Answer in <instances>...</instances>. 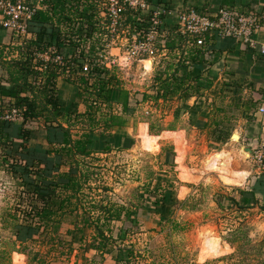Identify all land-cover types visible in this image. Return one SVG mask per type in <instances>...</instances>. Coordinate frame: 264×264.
Returning <instances> with one entry per match:
<instances>
[{
  "label": "rangeland",
  "instance_id": "obj_1",
  "mask_svg": "<svg viewBox=\"0 0 264 264\" xmlns=\"http://www.w3.org/2000/svg\"><path fill=\"white\" fill-rule=\"evenodd\" d=\"M103 4L105 6V3ZM100 11V16L105 17V10L100 9ZM98 31L100 28L96 29L90 42L94 43L100 37ZM175 35L172 33L168 38ZM117 36L119 41L112 44V48H115L113 52L110 50L114 62L106 61V65L116 73L121 85L131 91L153 90L156 71L166 69L168 64L177 62L180 54H186L182 53L183 48L178 44H175L172 50L163 47L168 42L167 38L158 37L155 41V53L138 58L130 51L133 37L131 39L127 37L125 40L122 38L124 35ZM104 38L106 39L107 36H102L101 42ZM185 47V49L191 48L186 45ZM2 51L4 49L0 48L1 53ZM11 51L8 48L3 55L9 56L12 54ZM145 60H151L149 69H146ZM0 84L5 86L7 83L3 81ZM57 88L58 97L65 104L75 102L78 112L85 111L86 105L79 95L81 90L74 86V82L59 77ZM216 103L220 104L221 101L217 100ZM228 105L225 106L223 102L222 109L230 110ZM183 106V101L178 96L157 101L151 99L140 103L128 116L127 123L123 127L128 136L123 140L124 145L120 148H112L103 154L94 153L80 163L82 170L88 169L91 176L89 180L82 182L79 195L84 196L83 199L88 202L84 204V209L79 208V214L89 210L88 213L93 220L92 225L85 226L82 232L77 233L75 240L69 232L72 230V218L75 214L64 216L65 219L54 234L53 243L47 241L48 236L44 239L42 235L38 236L37 240H29L23 244L16 240L13 223L16 215L22 217L20 207L23 206L18 207L21 203L18 193L22 185L19 180L4 171L5 166L1 160L3 154L0 153V264H11V262L12 264H115L110 254H101L87 246L88 241L92 239L91 235L95 233L94 226L97 222L95 218L100 213L99 206L105 201L124 205L135 211V216L132 217H136V224L113 220L109 223V228H104L106 233H112L114 236L117 235L120 227L128 229L124 243L119 241L114 244H121L120 247L132 246L135 256L131 258V264H264L263 202L257 201L256 205L246 210H237L236 205L228 203L227 206V201H217L219 196L237 195L239 189L254 188L258 199L264 197V171L256 169L249 153L248 157L241 159L240 162L236 160L235 163L237 165L240 163V168L248 171L244 183L239 186L215 180L212 172L206 173L198 180L182 181L179 177V164L176 163V156L182 145L181 140L176 138L178 132H163L179 130L184 133L183 145L187 152L184 165L194 169L201 167L202 160L213 151L227 148L232 152H238L239 145L246 147L250 139L249 131L254 133L256 123L252 122L251 118V121L244 120L237 111H233L232 114L225 113L231 118L230 126L225 138L218 141L214 139V125L209 120L216 118L217 113L210 109L209 111L212 112H209V118L206 116V120L204 117V124L196 126V123L188 122V113L190 114L191 111L187 108L182 111ZM112 109L116 112L120 110L118 105H113ZM108 110L110 109L105 106L100 109V111ZM88 122L87 119H79L70 127L71 132L79 135L88 126ZM39 123H42V119ZM140 123L144 125L146 134L147 132L159 134L157 148L154 151L146 150L144 139L138 136L137 126ZM17 126L19 127L20 124L12 126L13 137L17 136ZM182 128H185L186 132ZM32 129L34 133L31 141L44 142L40 138L43 133L38 132V128ZM235 131H238L239 138L231 143ZM50 157L57 159V156ZM167 159L170 161L169 164H166ZM66 168L62 166L60 169L64 171ZM233 168H236L235 165ZM262 176L263 180L260 181ZM258 180L260 184H257ZM156 185L159 188H156ZM182 188L185 190L181 191ZM161 189L173 192L174 197L180 202L173 204L167 213L157 212L154 206ZM89 201L92 203L90 204ZM204 230H212L211 232L217 235L224 246H227L225 252L219 254L211 250L205 253L204 258H200L201 247L198 235ZM80 235H83V242L78 240ZM21 250L24 251L20 252ZM113 254L122 255L117 251H113Z\"/></svg>",
  "mask_w": 264,
  "mask_h": 264
},
{
  "label": "trees",
  "instance_id": "obj_2",
  "mask_svg": "<svg viewBox=\"0 0 264 264\" xmlns=\"http://www.w3.org/2000/svg\"><path fill=\"white\" fill-rule=\"evenodd\" d=\"M23 1L32 4L36 0ZM101 1L41 0L44 7L34 14L28 27L33 38L26 39L18 47L16 57L8 58L3 55V51L0 52V83L3 81L7 83V86L0 84V153L3 154L1 160L5 166L4 171L19 180L22 185L18 193L21 201L18 207L23 206L20 207L22 217L16 215L13 223L16 240L22 244L29 240H37L40 235L44 239L48 236L47 241L53 243L54 234L65 219L64 216L74 214L73 227L69 232L75 240L77 233L82 232L85 226L92 225L93 220L89 210V213L84 210L79 214V208L84 209V204L88 202L83 199L84 196L79 195L82 182H86L91 176L88 169L82 170L80 163L96 152L105 153L124 145L123 138L127 139L128 136L123 127L128 116L140 103L178 96L182 99L183 105L192 111L196 108L189 106L188 100L193 96H203L205 91L208 92L212 88L218 77L214 68H207L205 60L208 59L202 57L205 46H191L185 49V44L175 36L167 39L168 42L164 46L172 50L175 44H178L186 54L176 63L168 64L166 69L156 71L155 88L150 92L127 89L121 85L112 68L99 66L94 62L98 49H102L105 44L101 42V38L108 33L104 23L107 24L109 19L100 17L98 12L97 4ZM123 16L125 24L131 25L137 17L144 20L148 18L147 14L135 10H126ZM97 24L101 25L98 31L100 37L94 43L99 44L87 43L86 40L91 41L93 38ZM143 26H146L144 21L132 28ZM49 48L65 53L72 48V56L62 65L43 63L36 59V52H43ZM86 56L90 57L88 58L90 70L84 74L81 72L83 63L80 59ZM205 70L206 75L203 74ZM59 77L74 82V86L81 90L79 95L86 105L85 111L78 112L75 102L65 104L58 97ZM225 90L230 94L234 93V96L237 95V83L234 80L228 82ZM225 90L222 92L221 87L216 90L217 95L210 102L211 109L217 113L216 118L209 120L214 125V139L218 141L225 138L231 121L230 116L225 114V109H222V101L228 94ZM217 100L221 103L217 104ZM242 101L243 99L238 97L231 104H234V107L242 106L247 118L252 117L253 120L259 103ZM113 105L119 106V112L113 111ZM102 106L110 110L100 111ZM11 107L20 108L23 113V122L17 127L18 139L11 136L13 123L1 119V114ZM209 112L206 114L208 118ZM221 112L224 114L220 116ZM79 119H87L88 126L79 135H74L70 127ZM32 128H38V132L43 133L40 138L44 142L31 141L34 133ZM168 150L170 152V149ZM19 153L22 155L19 156ZM51 155L57 156V159L50 157ZM169 162L167 159L166 164ZM41 164L43 166H40ZM62 166L67 168L62 171L60 169ZM261 178L260 181L263 180V176ZM260 181L258 180L257 184H260ZM156 188L159 187L156 185ZM167 190L161 189V193L154 201L157 212L167 213L173 204L179 202L174 193ZM220 200L227 201V206L228 203L236 205L237 210H246L256 205L258 201L254 188L239 189L237 195L230 197L219 196L217 201ZM99 209L100 213L95 218L97 220L94 226L95 233L88 241V248H93L101 254H110L115 264H131V258L135 256L132 246L120 247L121 244H114L119 241L124 243L128 229L120 227L114 236L112 233H106L104 228H109V223L113 220L136 224V217H132L135 216V211L108 201L102 202ZM82 239L83 235H80L78 240L83 242ZM113 251L122 255L116 256Z\"/></svg>",
  "mask_w": 264,
  "mask_h": 264
},
{
  "label": "built area",
  "instance_id": "obj_3",
  "mask_svg": "<svg viewBox=\"0 0 264 264\" xmlns=\"http://www.w3.org/2000/svg\"><path fill=\"white\" fill-rule=\"evenodd\" d=\"M103 3H105V6H103ZM97 5L99 16L101 14L100 9H104L105 17L109 19L107 24L104 23V27L108 31V33L104 34L107 36L106 39H103L105 44L94 58V62L99 66L103 65L110 68L106 65V61L114 62V59H111L112 53L110 50L112 49V44L119 41L117 39L119 36L117 35H124L122 38H125V40L127 37L130 39L133 37V46L130 47V51L138 58L151 56L155 53V41L158 37L168 39V35L175 33L186 39L191 46L197 45L203 47L205 46V35L214 31L220 37L231 36L242 41L246 47L256 49L264 57V43L258 44L252 38L254 32L264 31V13L262 15L257 14L259 16L253 13L245 15L230 9L220 8L217 20H211L209 17L192 10L179 11L176 14V22H173L171 26L163 24V17H166L171 12L164 3H151L147 0H102ZM43 7L41 0H36L32 4H27L23 0H0L2 26L10 30L13 36L19 39H28L32 36V32L28 29L29 24L33 20L34 14L39 9H43ZM126 10L140 11L147 14L148 18L144 20L137 17L132 25L130 23L125 24L123 12ZM261 19H263L262 23L260 22ZM143 21L146 23V26L132 28V26L136 27L137 24ZM98 28H101V25L97 24L96 29ZM86 42L90 43L88 40ZM163 47L165 46L163 45ZM87 48L88 45L86 46ZM72 50V48H69L65 53L59 52L54 48H49L43 52H36L35 56L36 59L43 63L52 62L62 65L72 56ZM88 58L90 57L86 56L84 59H80L82 60L81 63H83L81 72L84 74L90 70ZM1 119L11 123H22V110L11 107L1 114ZM254 122L257 123L260 132L250 137L247 146L249 145L256 169L264 171V94L261 96V101L254 114Z\"/></svg>",
  "mask_w": 264,
  "mask_h": 264
},
{
  "label": "crops",
  "instance_id": "obj_4",
  "mask_svg": "<svg viewBox=\"0 0 264 264\" xmlns=\"http://www.w3.org/2000/svg\"><path fill=\"white\" fill-rule=\"evenodd\" d=\"M159 3H164L166 7H168V9H170L171 11L166 17H163V22H164L163 24H167V25H171L170 23L176 22L177 20L176 14L179 11L192 10L203 16L209 17L211 20H217L218 11L220 8L230 9L245 15L251 13L256 15L257 14L262 15L264 13V0H160ZM260 22L262 23L263 19H261ZM175 36L178 37L176 39L181 40V43H184L186 46L191 47V44L188 43L186 39H184L183 37L177 34ZM30 38H33V35ZM170 38L171 37H169L168 39ZM252 38L256 40L258 44L264 43V31L262 30V31L254 32L252 34ZM26 39L27 38L19 39L13 36L10 30L4 28L2 26V15L0 13V48L4 49L3 52H6L8 48L12 50L11 51L12 54L9 55L8 58L10 56L12 57L17 56L18 54L17 50L18 47L20 46V42L23 43ZM204 41H205V51L202 57L203 59H208L205 60L207 63L206 64L207 68L209 67L214 68V70H216L218 73V77L214 82L212 88H210L208 92L205 91V94L203 96L201 97L193 96L188 100L187 103L189 104V106H193V108H196L197 111L199 110L197 113H195L194 112L195 109H193L190 112V114L188 113L189 116L188 122L191 123L194 122L196 123V126H198V124H204L205 118L207 116L206 114L209 112V110L212 107V105L210 104L211 99L215 97V95H217L216 90H219L221 87L223 92L226 89V84L233 80L237 83L238 94L234 96V93L232 94L229 93L231 89L229 91L225 90L228 94L225 95V98L223 99L224 101L222 102H224L225 106L229 104L228 109H230V110L225 109V113L232 114L233 111L234 112L237 111L240 114V116L244 118V120L251 121L252 117H250L251 119L247 118V114L244 113L242 106L234 107V104L231 103L236 101L238 97H241L243 101L245 100L248 102L256 101L257 103H260L261 96L264 94V57L260 55L256 49H251L249 47H246V45L242 41H239L238 39L231 36L220 37L215 33V31L211 33H207L205 35ZM193 46L196 47L197 45H193ZM113 49L115 48L111 49L112 52ZM182 53H186V51H183ZM182 56L183 55L180 54L177 60H179ZM148 61H150L149 67H151V60ZM188 62L189 61H186V63ZM202 69L204 70L203 67ZM206 73H207L206 70L203 71L204 75H206ZM5 86H7V84H5ZM183 107L184 108H182L181 110L185 111L186 107L185 106ZM202 119L204 121H202ZM252 122H254V115ZM14 124L18 125L20 123L17 122V123H13V125ZM138 126H137V130H138ZM254 126L256 127V129L253 132L255 134L259 133L260 128L258 127L257 123ZM143 129H144V133H146L145 132L146 129L144 127ZM182 129L186 132L185 128ZM165 131L178 132V137L176 138L178 140H181L182 145L180 148V152L176 156V163L179 164L177 162V158L179 155L185 156L184 158L185 161L187 152L185 149V145H183V143L185 144L184 133L179 130H164L163 132ZM254 133L252 134L249 131L250 137L255 135ZM147 134L150 133L147 132ZM151 135H153L157 140L159 134H151ZM247 137H249V135ZM13 138L18 139L17 137H13ZM142 138L144 139L145 141L144 143L146 146V139L144 137ZM156 140H155L154 150L157 148L158 140L157 141ZM241 146L242 145H239L238 148L240 149ZM246 148L250 150L249 145L248 146L246 145ZM96 153L103 154L102 152H96ZM21 155L22 153L21 154L19 153V156ZM40 166H43V164H41ZM178 170H179V166H178ZM255 196L258 202L260 203L263 202L264 204V197H260L258 199L257 195ZM237 198L239 197L237 196Z\"/></svg>",
  "mask_w": 264,
  "mask_h": 264
},
{
  "label": "bare ground",
  "instance_id": "obj_5",
  "mask_svg": "<svg viewBox=\"0 0 264 264\" xmlns=\"http://www.w3.org/2000/svg\"><path fill=\"white\" fill-rule=\"evenodd\" d=\"M146 68L149 69L150 61H145ZM143 125L138 126V136L146 139V150L154 151L156 138L151 134L144 133ZM239 138L238 131L233 132L231 143H234ZM233 150V149H232ZM250 150L246 147L241 146L238 152H232L227 148H221L220 150L213 151L208 154L201 162V167L190 169L184 165L185 156L179 155L177 162L179 163V176L183 181L198 180L204 174L208 172L214 173V179L224 184L230 185H241L244 183L245 178L248 174L246 169L240 168V163L235 164L237 161L240 162L245 157H248ZM251 155V153H250ZM237 160V161H236ZM235 165L236 168H233ZM204 177V176H203ZM210 179V178H206ZM185 188H182L184 191ZM212 231V230H211ZM209 230H204L199 233L201 257L204 258L205 253L208 251H214L215 253L225 252L224 244L217 237L215 233Z\"/></svg>",
  "mask_w": 264,
  "mask_h": 264
}]
</instances>
